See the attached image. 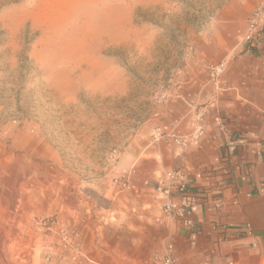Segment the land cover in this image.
Listing matches in <instances>:
<instances>
[{
	"label": "rangeland",
	"instance_id": "1",
	"mask_svg": "<svg viewBox=\"0 0 264 264\" xmlns=\"http://www.w3.org/2000/svg\"><path fill=\"white\" fill-rule=\"evenodd\" d=\"M258 2L0 0V168L28 198L23 244L0 264H226L177 239L155 180L207 115L264 126V108L197 112L215 111L221 81L264 80L237 62L264 56V25L248 30Z\"/></svg>",
	"mask_w": 264,
	"mask_h": 264
},
{
	"label": "crops",
	"instance_id": "2",
	"mask_svg": "<svg viewBox=\"0 0 264 264\" xmlns=\"http://www.w3.org/2000/svg\"><path fill=\"white\" fill-rule=\"evenodd\" d=\"M237 62L243 64L239 69L256 70L260 65L263 69L264 56L246 52L238 56ZM223 83L220 82L215 111L208 105L199 107L198 114L201 110L216 114L221 109L244 119L262 114L264 100L259 101V96L264 93L263 79ZM199 101V96L187 95L183 99L188 105ZM189 107L188 114L192 111ZM208 116L204 131L198 135L195 130L196 138L183 149L174 147L168 152L171 159L166 165L168 170L184 167L191 188L204 190L192 207V223L184 225L166 218L177 228L178 240L195 241L205 247L207 258L213 256L214 261L226 264H261L264 261V126H250L247 130L224 129L213 124L210 127ZM246 225L251 228L250 234L244 230Z\"/></svg>",
	"mask_w": 264,
	"mask_h": 264
},
{
	"label": "built area",
	"instance_id": "3",
	"mask_svg": "<svg viewBox=\"0 0 264 264\" xmlns=\"http://www.w3.org/2000/svg\"><path fill=\"white\" fill-rule=\"evenodd\" d=\"M264 25V0H259L248 21V30L251 33L262 30ZM156 191L163 195L160 202V212L172 221H179L190 225L191 212L194 204L198 202L204 190L192 189L189 174L181 168L165 171L155 180ZM246 233L251 228L244 226ZM172 259L167 256L164 264H171Z\"/></svg>",
	"mask_w": 264,
	"mask_h": 264
},
{
	"label": "bare ground",
	"instance_id": "4",
	"mask_svg": "<svg viewBox=\"0 0 264 264\" xmlns=\"http://www.w3.org/2000/svg\"><path fill=\"white\" fill-rule=\"evenodd\" d=\"M0 176L5 187L3 189L0 186V250L2 251L4 249L5 251V249L11 250L13 246L20 247L21 240L19 238V232L21 230L23 232V227L20 224L21 220H23L21 219V206L24 209V206L28 203V198L26 193L16 188L11 174L5 167L0 168ZM20 255L23 258L28 257V252L23 251L19 253Z\"/></svg>",
	"mask_w": 264,
	"mask_h": 264
}]
</instances>
